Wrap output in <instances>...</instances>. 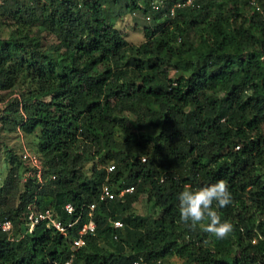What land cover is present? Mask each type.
Returning <instances> with one entry per match:
<instances>
[{"label":"trees","instance_id":"16d2710c","mask_svg":"<svg viewBox=\"0 0 264 264\" xmlns=\"http://www.w3.org/2000/svg\"><path fill=\"white\" fill-rule=\"evenodd\" d=\"M104 1L0 0V29L12 27L0 38V90L14 84L26 89L11 102L17 116H4L3 127L27 134L37 128L33 151L42 156L43 177L55 174L41 185L28 177L15 207L4 206L6 190L0 187V217L16 226L33 196L62 218L66 201L73 202L74 213L83 203L97 202L95 234L73 251L71 264H132L138 256L160 264L172 253L183 257V264H264V1L255 0L261 11L250 0H199L197 7L177 8L173 16L151 12L144 41L135 46L106 18ZM144 1L112 3L120 14L128 8L145 12L138 5ZM244 4L250 8L248 24L239 21L246 20L239 19ZM34 24L54 37L50 46L28 33ZM198 28L206 37L193 45L189 36ZM128 112L149 130L131 134ZM86 149L100 159L89 174L79 168L89 158ZM110 161L114 169L107 173L104 164ZM221 178L233 197L231 205L218 209L234 224L232 251L230 236L211 235L213 246L204 245L202 235L209 233L179 220L184 187ZM105 180L114 189L135 188L99 200ZM144 191L159 211L142 230V215L125 211ZM108 216L123 227L114 230ZM96 237L112 250L89 246ZM68 251L64 236L43 223L18 240L0 231V264L61 263Z\"/></svg>","mask_w":264,"mask_h":264},{"label":"rangeland","instance_id":"374dc122","mask_svg":"<svg viewBox=\"0 0 264 264\" xmlns=\"http://www.w3.org/2000/svg\"><path fill=\"white\" fill-rule=\"evenodd\" d=\"M115 0H106L104 1V14L106 18L111 22L114 21L115 26L118 28L119 32H121L122 36L124 37L127 42L132 45H138L144 41L143 37V25L148 24L150 20L144 19V13L141 10L133 9L130 11V8L121 12L120 14L117 13L118 9L114 7ZM264 1V0H263ZM242 16L239 19H242L245 16V19L239 20L244 24H248L247 17L250 13V8L248 5L244 4L241 5L240 10ZM201 25V24H200ZM12 29L4 26L0 29V38L4 39L9 36V30ZM29 34H34L39 37V40L42 44L46 47L50 46L55 40L54 37L47 33L46 30L40 24L32 25L29 30ZM198 32L200 34H198ZM197 34V35H196ZM195 33H191L189 38L192 41L193 45H197L200 39V35L206 37V33L204 31L197 29ZM199 38V39H198ZM181 40H175V44L179 45ZM170 76L175 75V70L170 69L169 71ZM24 88V89H22ZM25 87L23 85L14 84L10 89L0 90V187L3 190H6L5 198L6 201L4 206L8 207H15L19 204V191L22 190L23 182H22V175L24 172V166L21 161L18 159L19 152L22 148H26L27 150H34L36 149V138H37V128L30 134L24 133L21 129L16 128L12 130L6 129L5 123H3L2 118L4 116L12 115L17 116L12 111L14 107L11 102L15 100H19L25 96ZM128 117L126 119L125 125L128 127V130L131 134H134L136 137L139 136L141 131L149 130V127H140L134 121L136 117L135 113L128 112ZM18 119V117H15ZM141 120V118H139ZM6 122V121H5ZM3 125L6 127H3ZM261 131H264V127H260ZM88 152L89 158H85L79 168L83 170L86 174H89L90 166L93 162L99 164L97 156L93 153V150ZM10 154L14 155V157H10ZM13 158V159H11ZM104 163V162H103ZM101 163V164H103ZM5 178L7 179L6 183H4ZM6 184V185H5ZM5 186V187H4ZM135 188V187H134ZM134 191V190H133ZM40 197L43 199L44 195L46 196V192L44 188L41 189L39 192ZM148 194L146 191L138 192L134 200L131 201L128 208H126V213H133L142 215L144 219V226L141 227L142 230L147 229L150 224L152 223V219L157 216L158 214V207L153 203L152 199H148ZM36 197V196H35ZM38 198V197H37ZM39 199V198H38ZM23 211V210H22ZM262 217V214H259V218ZM149 225V226H148ZM200 227V226H199ZM131 230L132 228L129 227ZM200 230H202L200 228ZM203 231V230H202ZM204 232V231H203ZM206 233V232H205ZM207 234V233H206ZM202 244L213 246V241L211 240V234L209 236L202 235ZM234 236L231 235L229 237V244L232 245V250L235 249L233 244ZM254 240H251L253 242ZM93 243L98 244L103 249L112 250L105 241L98 239L91 240L90 245ZM89 248V247H88ZM230 251V252H231ZM124 252H128V247L124 248ZM232 255V253H230ZM160 264H183L184 258L179 257L175 253L170 255H166L159 259Z\"/></svg>","mask_w":264,"mask_h":264},{"label":"built area","instance_id":"2783aa9c","mask_svg":"<svg viewBox=\"0 0 264 264\" xmlns=\"http://www.w3.org/2000/svg\"><path fill=\"white\" fill-rule=\"evenodd\" d=\"M165 3L166 0H145L144 2H139L138 5L141 8H145V12H143L144 19L149 20L151 12L162 11L164 15L173 16L177 8L197 7L199 5V0H172L168 3L166 9H162L166 5ZM250 3L254 4L255 8L261 11L260 7L255 3V0H250ZM237 147L238 145H234V148ZM18 158L24 166V172L22 175L23 183L28 177H33L40 185L49 179L55 178L54 173H48L43 177L45 166L43 164L42 156L37 152L22 148L19 152ZM141 160H144V157H141ZM104 167L106 172L109 173L114 169V164L110 161V163H105ZM115 189L111 182H108L107 180L103 181L100 185L98 199L106 201L116 197H123L124 194L133 192L134 186L129 184L119 186ZM96 207L97 202L83 203L74 213L75 207L73 202L69 200L62 205V212L65 214V217L62 218L56 210L49 205L42 206L39 199L33 196L31 200L25 203L16 226L10 218L6 216L0 217V231L5 234L8 240H18L31 232L37 224L43 223L46 227H51L57 233L64 236V241L69 247L67 256L61 263L54 260L52 263L71 264L73 251L86 245L88 235L95 234L97 225L95 220ZM97 212H100V210L97 209ZM72 214H74L73 217ZM107 222L114 230L123 227V222L119 218H111L108 216ZM74 227H76L75 235L71 236L70 233L74 230ZM112 237L115 239L116 233H113ZM132 264L148 263L143 257L138 256L132 260Z\"/></svg>","mask_w":264,"mask_h":264},{"label":"clouds","instance_id":"9594fccd","mask_svg":"<svg viewBox=\"0 0 264 264\" xmlns=\"http://www.w3.org/2000/svg\"><path fill=\"white\" fill-rule=\"evenodd\" d=\"M178 201L179 220L191 230L200 226L216 239H226L233 232V222L228 218L222 219L218 212V209L233 203L226 179H217L198 188L187 185L178 194Z\"/></svg>","mask_w":264,"mask_h":264}]
</instances>
